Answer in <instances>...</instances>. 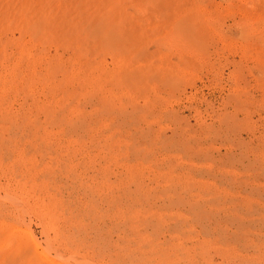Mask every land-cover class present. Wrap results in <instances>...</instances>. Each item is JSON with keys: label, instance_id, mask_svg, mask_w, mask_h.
<instances>
[{"label": "rangeland", "instance_id": "obj_1", "mask_svg": "<svg viewBox=\"0 0 264 264\" xmlns=\"http://www.w3.org/2000/svg\"><path fill=\"white\" fill-rule=\"evenodd\" d=\"M0 264H264V0H0Z\"/></svg>", "mask_w": 264, "mask_h": 264}, {"label": "bare ground", "instance_id": "obj_2", "mask_svg": "<svg viewBox=\"0 0 264 264\" xmlns=\"http://www.w3.org/2000/svg\"><path fill=\"white\" fill-rule=\"evenodd\" d=\"M0 207H1V206H0ZM0 210H1V209H0ZM2 210H3V209H2ZM2 210H1V211H2ZM4 210H5V208H4ZM4 210H3V213H5ZM6 210H7V208H6ZM6 210H5V211H6ZM10 210H11V208H10V209L8 208V210H7L6 212H8V211H10ZM11 211H12V210H11Z\"/></svg>", "mask_w": 264, "mask_h": 264}]
</instances>
